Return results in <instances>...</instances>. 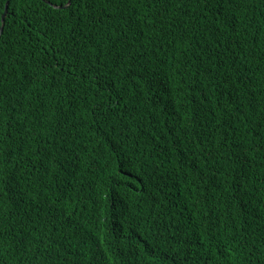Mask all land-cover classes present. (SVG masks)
<instances>
[{
	"label": "trees",
	"instance_id": "trees-1",
	"mask_svg": "<svg viewBox=\"0 0 264 264\" xmlns=\"http://www.w3.org/2000/svg\"><path fill=\"white\" fill-rule=\"evenodd\" d=\"M7 1L0 264H264V0Z\"/></svg>",
	"mask_w": 264,
	"mask_h": 264
},
{
	"label": "snow or ice",
	"instance_id": "snow-or-ice-1",
	"mask_svg": "<svg viewBox=\"0 0 264 264\" xmlns=\"http://www.w3.org/2000/svg\"><path fill=\"white\" fill-rule=\"evenodd\" d=\"M43 4L48 6L50 22H56L62 18L74 15L75 8L80 6V0H43ZM73 39H75V32H73ZM9 44L10 38L5 34L4 24L0 23V49H6ZM111 181L113 185L112 191L116 196H119V186L123 182V178L118 174H113ZM152 255H156L155 251Z\"/></svg>",
	"mask_w": 264,
	"mask_h": 264
},
{
	"label": "water",
	"instance_id": "water-1",
	"mask_svg": "<svg viewBox=\"0 0 264 264\" xmlns=\"http://www.w3.org/2000/svg\"><path fill=\"white\" fill-rule=\"evenodd\" d=\"M11 1V0H10ZM9 0L6 2V9H5V12H4V14H3V16H2V20H3V22L5 21V17H6V14H7V10H8V7H9Z\"/></svg>",
	"mask_w": 264,
	"mask_h": 264
}]
</instances>
